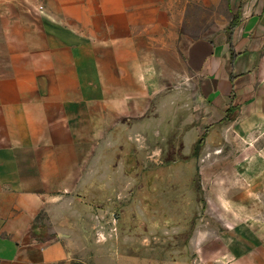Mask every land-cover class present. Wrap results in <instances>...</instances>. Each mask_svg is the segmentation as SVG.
I'll use <instances>...</instances> for the list:
<instances>
[{
    "label": "crops",
    "instance_id": "crops-1",
    "mask_svg": "<svg viewBox=\"0 0 264 264\" xmlns=\"http://www.w3.org/2000/svg\"><path fill=\"white\" fill-rule=\"evenodd\" d=\"M263 76L264 0H0V264H69L48 218L89 153L104 178L127 162L124 178L164 165L195 178L196 148L222 146ZM235 189L214 236L198 229L220 242L202 257L264 264L259 194ZM136 258L123 251L117 264Z\"/></svg>",
    "mask_w": 264,
    "mask_h": 264
},
{
    "label": "rangeland",
    "instance_id": "rangeland-1",
    "mask_svg": "<svg viewBox=\"0 0 264 264\" xmlns=\"http://www.w3.org/2000/svg\"><path fill=\"white\" fill-rule=\"evenodd\" d=\"M235 117L233 125L223 131L221 147L196 148L197 176L192 179L178 173L172 178L167 165L158 178H124L122 168L136 167L129 162L111 166V177L104 178L106 164H93L89 153L83 177L62 196L58 211L48 218L51 228L60 229L69 264H117L118 253L123 251L143 264L149 255L155 262V252L160 251L164 264H232L226 258L202 257L205 246L211 245L215 254L220 252V242L214 239L205 245L208 232L197 241L198 229L210 227V237L214 236L220 226V199L229 189L234 196L237 187L244 188L249 198L253 190L259 194L264 218V76L258 82L257 96ZM194 184L197 191L189 193ZM209 204L216 209L213 216L217 219L207 213Z\"/></svg>",
    "mask_w": 264,
    "mask_h": 264
},
{
    "label": "bare ground",
    "instance_id": "bare-ground-1",
    "mask_svg": "<svg viewBox=\"0 0 264 264\" xmlns=\"http://www.w3.org/2000/svg\"><path fill=\"white\" fill-rule=\"evenodd\" d=\"M204 236H205V234L203 232L199 231L197 241H200L199 239L204 238ZM197 244H199V242H197Z\"/></svg>",
    "mask_w": 264,
    "mask_h": 264
},
{
    "label": "trees",
    "instance_id": "trees-1",
    "mask_svg": "<svg viewBox=\"0 0 264 264\" xmlns=\"http://www.w3.org/2000/svg\"><path fill=\"white\" fill-rule=\"evenodd\" d=\"M234 24H235V21L233 19V20H231L229 27H232Z\"/></svg>",
    "mask_w": 264,
    "mask_h": 264
}]
</instances>
